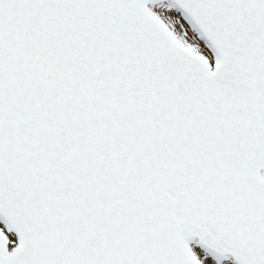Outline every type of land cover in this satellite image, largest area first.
<instances>
[{
	"label": "snow or ice",
	"instance_id": "6c2138e0",
	"mask_svg": "<svg viewBox=\"0 0 264 264\" xmlns=\"http://www.w3.org/2000/svg\"><path fill=\"white\" fill-rule=\"evenodd\" d=\"M0 264H264V0H0Z\"/></svg>",
	"mask_w": 264,
	"mask_h": 264
}]
</instances>
